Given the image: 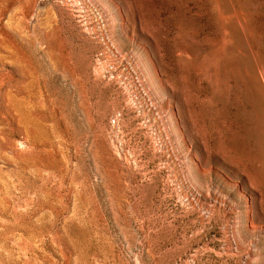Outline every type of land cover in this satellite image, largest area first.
<instances>
[{
  "label": "rangeland",
  "instance_id": "obj_1",
  "mask_svg": "<svg viewBox=\"0 0 264 264\" xmlns=\"http://www.w3.org/2000/svg\"><path fill=\"white\" fill-rule=\"evenodd\" d=\"M0 264H264V0H0Z\"/></svg>",
  "mask_w": 264,
  "mask_h": 264
}]
</instances>
